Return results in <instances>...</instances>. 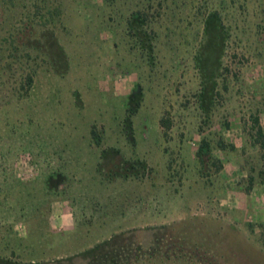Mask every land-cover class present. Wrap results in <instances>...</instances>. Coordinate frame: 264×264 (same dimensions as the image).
<instances>
[{
	"label": "rangeland",
	"instance_id": "rangeland-1",
	"mask_svg": "<svg viewBox=\"0 0 264 264\" xmlns=\"http://www.w3.org/2000/svg\"><path fill=\"white\" fill-rule=\"evenodd\" d=\"M61 1L53 38L0 52V264L163 239L264 264V0Z\"/></svg>",
	"mask_w": 264,
	"mask_h": 264
},
{
	"label": "trees",
	"instance_id": "trees-1",
	"mask_svg": "<svg viewBox=\"0 0 264 264\" xmlns=\"http://www.w3.org/2000/svg\"><path fill=\"white\" fill-rule=\"evenodd\" d=\"M63 15L61 0H0V52L9 58H16L23 52L29 56L31 46L36 51L38 44L53 38L55 30L63 26ZM34 82V75L30 74L23 86L30 90ZM161 125L167 135L172 128V121L163 118ZM92 133L97 140L100 139L95 129ZM251 135L254 143L264 151V131L257 115L252 117ZM219 146L222 150L227 149L222 141ZM230 148L235 150L234 146ZM197 157L203 168L213 160L212 146L207 139L202 140ZM212 164L218 171L223 168L220 161H214ZM54 177L63 178L59 173ZM260 177L264 183V163ZM253 186L254 180L251 179L248 192ZM188 246V242L180 243L175 240L169 243V240L163 239L158 241L156 249L143 251L141 247L122 249L115 240H110L88 250L85 256L97 258L96 264H230L224 253L213 249H187Z\"/></svg>",
	"mask_w": 264,
	"mask_h": 264
}]
</instances>
